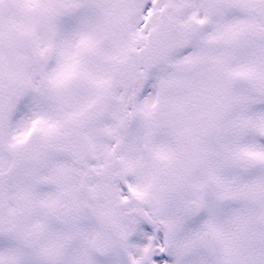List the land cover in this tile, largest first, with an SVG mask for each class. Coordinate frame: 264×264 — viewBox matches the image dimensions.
Listing matches in <instances>:
<instances>
[{"label":"snow or ice","instance_id":"obj_1","mask_svg":"<svg viewBox=\"0 0 264 264\" xmlns=\"http://www.w3.org/2000/svg\"><path fill=\"white\" fill-rule=\"evenodd\" d=\"M0 264H264V0H0Z\"/></svg>","mask_w":264,"mask_h":264}]
</instances>
